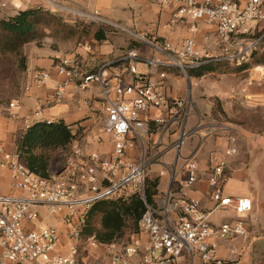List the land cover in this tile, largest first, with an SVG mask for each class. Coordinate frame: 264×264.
<instances>
[{"label": "built area", "instance_id": "built-area-1", "mask_svg": "<svg viewBox=\"0 0 264 264\" xmlns=\"http://www.w3.org/2000/svg\"><path fill=\"white\" fill-rule=\"evenodd\" d=\"M45 1L55 14L75 15L86 23L123 29L97 13L74 10L70 7L72 0ZM178 22H190L194 31L199 23L214 26L222 52L218 56L199 58L192 39L175 45L136 35L139 42L162 54L163 58L144 56L133 48L116 61L102 64L96 72H87L78 56L56 64L55 69L63 80L55 87L48 104H61L70 85L82 91L96 85L105 114L101 133L113 138L114 148L104 157L98 151L87 153L78 147L59 167L51 164L49 177L42 178L30 172L18 151H9L0 141V172H9L11 190L19 192L18 195L3 193L0 184V264H184L185 261L197 264V260L201 264H232L219 257L216 245L210 240H230L247 234L243 216L253 210V200L247 196H225L221 188L229 159L238 154L236 147L223 153L210 152L213 210L206 212L200 200L186 194L173 196L170 192L161 204L147 206L138 231L129 234L121 249L117 250L114 244L107 246L104 259L94 263L79 258L82 229L95 202L125 194H144L149 162L146 159L135 162L127 156L133 143L142 139L148 124L143 116L152 109L158 110L160 114L152 122L165 126L188 115L186 99L167 97L162 85L167 73L161 68H177L186 79H191L187 71L203 64L224 61L241 66L249 62L264 38V33L258 39L252 37L253 28L264 23L263 0H249L245 6L237 0H181L172 19V23ZM79 47L93 51L90 44ZM119 62L126 64L131 77L121 72L113 76L106 74ZM138 63L146 66L145 73L139 71ZM154 74L160 80L150 77ZM50 79L49 71L35 70L25 89L41 88ZM15 107V101L9 104L10 110ZM39 114L40 110L32 114V118ZM182 139L176 144L177 148ZM181 171L186 186L197 182L199 166L195 160L186 159ZM43 208L52 216L66 213L62 219L66 224L64 232L43 222ZM217 210H230L237 220L216 226L210 215ZM88 245L89 248L103 246L94 239L88 240Z\"/></svg>", "mask_w": 264, "mask_h": 264}, {"label": "crops", "instance_id": "crops-1", "mask_svg": "<svg viewBox=\"0 0 264 264\" xmlns=\"http://www.w3.org/2000/svg\"><path fill=\"white\" fill-rule=\"evenodd\" d=\"M180 1L167 0L165 3L164 0H72L70 7L74 10L97 13L101 18L119 24L123 29H112L107 39L102 42L69 41L57 50L51 48L52 41L46 42L43 47H31L26 52L28 70L22 78L20 94L9 103L0 105V141L4 146L9 151H17L19 141L31 125L36 122L63 120L72 126L74 134L79 132V137L67 150L68 155L81 147L87 153L98 151L108 157L114 143L110 135L101 133L100 127L105 114L99 88L92 85L82 91L77 86L70 85L65 100L61 104L50 105L48 102L52 100L55 87L63 80L55 66L60 60H73L78 56L87 72H96L102 64L116 61L129 49L136 48L140 51L141 48L135 46V43H140L136 35L158 42L169 41L175 45L192 39L196 43L199 58L218 56L222 48L214 26L199 23L198 29L194 31L190 22L172 23ZM237 1L243 6L249 2ZM35 7L51 10L45 0H0V18L6 19L19 11ZM60 15L70 23L81 21L75 15ZM262 33L264 23L252 30V36ZM80 44H90L93 51L88 52L79 47ZM146 47L147 52L142 53L144 56L163 58L162 54L154 52L147 45ZM40 69L49 71L51 79L41 88L26 91L25 87L31 81L32 72ZM139 71L145 73L146 66ZM161 71L167 73L162 81L167 97L186 99L188 115L182 120L163 126L152 122L160 114L158 110L152 109L145 114L143 117L148 124L142 132V139L135 141L128 151L129 160L137 162L146 159L149 162L147 178H159V193L155 197V205L161 204L171 192L173 196L186 194L200 200L202 209L210 212L215 207L212 200L214 188L209 183L210 152H225L233 146L231 139H235L239 153L229 159L226 178L221 188L225 196L250 197L254 210L243 216L246 236L230 240L211 239L210 243L216 245L219 257L232 264H264V141L256 140L255 137L260 135L258 131L224 122L223 115L219 112L221 110L229 119H234L241 107L261 105L263 80L256 77L254 68L243 75L208 74L201 78H191V84L177 68H161ZM118 72L131 77L126 70V64L120 62L110 67L106 74L113 76ZM150 77L160 80L156 74ZM13 101L16 102V107L10 110L9 104ZM39 110V116L32 118V114ZM184 129L186 135L180 148H177L176 144L180 143ZM186 159L195 160L199 166V178L192 186L184 184L185 177L181 171ZM152 160L156 161L150 164ZM0 184L3 193L19 194L11 190L8 171L0 172ZM127 195L129 194H125ZM226 212L230 215L227 218L223 217ZM41 213L45 224L65 231L59 215L49 218L45 214L49 213L45 208ZM210 220L212 224L219 226L233 223L237 217L230 210H217L211 213ZM65 236H62L63 240ZM186 263L185 261L184 264ZM197 264L201 263L197 260Z\"/></svg>", "mask_w": 264, "mask_h": 264}, {"label": "trees", "instance_id": "trees-1", "mask_svg": "<svg viewBox=\"0 0 264 264\" xmlns=\"http://www.w3.org/2000/svg\"><path fill=\"white\" fill-rule=\"evenodd\" d=\"M111 32L112 28L95 23H70L61 15L43 7L29 8L12 17L0 18V63L4 72L0 81L23 78L28 70V59L23 50L31 43L43 47L44 41L49 38L53 41L51 48L57 50L60 42H102ZM262 34H258V37ZM263 42L264 38L260 43ZM262 64L264 59H257L254 51L250 62L241 66L234 67L228 62L217 61L189 69L187 73L190 78H201L208 74L243 75L254 66ZM21 79L20 84H17L18 88H21ZM1 91L0 89V95ZM219 112L223 115L224 122L233 123V119H229L221 110ZM78 137L79 132L74 134L72 126L63 120L36 122L26 130L17 145V151L30 172L48 178L55 155L67 151ZM159 184V178H147L142 196L129 194L95 202L82 229L83 240L94 239L100 245L110 246L124 241L131 232L138 231L147 206L155 205Z\"/></svg>", "mask_w": 264, "mask_h": 264}, {"label": "rangeland", "instance_id": "rangeland-1", "mask_svg": "<svg viewBox=\"0 0 264 264\" xmlns=\"http://www.w3.org/2000/svg\"><path fill=\"white\" fill-rule=\"evenodd\" d=\"M96 24V23H95ZM99 26H105V27H109L114 29H117L115 27L109 26L107 24H96ZM253 38H260V36L258 37V34L255 36H252ZM48 41H52V39H46L44 41V44H46V42ZM67 43L69 41H66ZM66 42H60L58 44V46H62L64 45V43ZM53 44V41H52ZM33 46H37L35 43H31L29 45H27L23 52L26 55V52L29 51V49ZM135 46L137 48H141L140 52L141 54L146 53L147 52V47L145 44L143 43H135ZM255 53L257 54V59H264V42L260 43V46L258 47V49L255 51ZM27 56V55H26ZM250 62V61H249ZM231 65V64H230ZM232 66V65H231ZM235 67V66H234ZM254 71L253 73L256 75V77L259 80H263L264 82V73L262 72L261 68L264 67V64L262 65H258V66H254ZM2 66L0 63V76H3L4 72L2 71ZM138 68L139 70H143L144 69V65L141 63H138ZM20 77H16L15 79L11 78L10 80H4V81H0V86H1V95H0V105L1 104H5V103H9L10 101H12L13 98H15L17 95L20 94V86L19 88L17 87V84H20ZM22 82V79H21ZM238 112L235 114V117L233 119V124L237 125L240 128H247L250 130H253L254 132H257L258 134H260L259 136L255 137L256 140H263L264 141V103H262L261 105H257L254 107H241L239 110H237ZM232 123V122H231ZM223 128H226V126H221ZM224 132V131H223ZM232 147H236L239 153V149L237 146V141H235L233 143ZM184 151V150H183ZM182 151V153H183ZM68 156V151L65 152H59L55 155L53 161H52V166L53 167H59L60 165H62L66 159V157ZM156 160H152L150 162V164L155 163ZM148 174V172H147ZM47 215H49V218L52 216L50 213H45ZM65 214L60 215V219L62 220V218L65 217ZM248 214V213H247ZM246 214V215H247ZM230 215L228 214V212L224 213L223 217L227 218ZM49 223V222H48ZM64 224V227L66 229V224ZM129 234L126 236V238L124 239V241L122 242H118L114 245H116V249L119 250L121 249V247L123 246V244L127 241ZM109 247V246H108ZM107 246H99L97 248H89L88 245V241H84L82 242V246L80 249V260H85L89 263H94L97 261H100L102 259H104L105 254L107 253Z\"/></svg>", "mask_w": 264, "mask_h": 264}, {"label": "water", "instance_id": "water-1", "mask_svg": "<svg viewBox=\"0 0 264 264\" xmlns=\"http://www.w3.org/2000/svg\"><path fill=\"white\" fill-rule=\"evenodd\" d=\"M262 69V72L264 73V67L263 68H261ZM188 81H189V83L191 84V81H190V79H188ZM186 135V133H185V129L183 130V132H182V135H181V139L184 137ZM179 154V153H178ZM253 210H254V205H253ZM252 210V211H253ZM251 211V212H252Z\"/></svg>", "mask_w": 264, "mask_h": 264}, {"label": "bare ground", "instance_id": "bare-ground-1", "mask_svg": "<svg viewBox=\"0 0 264 264\" xmlns=\"http://www.w3.org/2000/svg\"><path fill=\"white\" fill-rule=\"evenodd\" d=\"M262 70V69H261Z\"/></svg>", "mask_w": 264, "mask_h": 264}]
</instances>
